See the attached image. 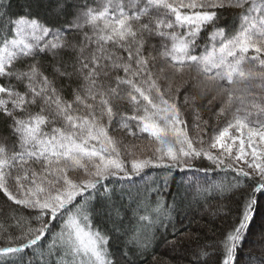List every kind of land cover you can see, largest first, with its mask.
I'll list each match as a JSON object with an SVG mask.
<instances>
[{"label":"snow or ice","instance_id":"1","mask_svg":"<svg viewBox=\"0 0 264 264\" xmlns=\"http://www.w3.org/2000/svg\"><path fill=\"white\" fill-rule=\"evenodd\" d=\"M198 104L225 119L207 141L208 121L187 131ZM0 114V264H137L226 191L231 227L188 264H264L244 251L264 208V0H0ZM121 130L153 143L137 154ZM204 161L217 176L190 178Z\"/></svg>","mask_w":264,"mask_h":264},{"label":"trees","instance_id":"2","mask_svg":"<svg viewBox=\"0 0 264 264\" xmlns=\"http://www.w3.org/2000/svg\"><path fill=\"white\" fill-rule=\"evenodd\" d=\"M25 0H19V3H24ZM39 4L40 0H35ZM49 4L44 3L43 7H36V11L42 18H47L49 21L57 19L48 12ZM15 10H19L18 7L14 6ZM225 18L220 21V26H231L234 22V13L230 10H226L224 14ZM62 23V21H59ZM202 40L206 42L207 38L204 34H201ZM43 63H48L47 60H43ZM67 80H61L58 82V86L67 85ZM74 87V85H73ZM72 87H67L65 89L64 95L71 99ZM200 108V122L203 121H214L216 122L218 118L212 115V112L203 108L202 104L197 105ZM122 110L129 112L131 110L127 103L122 105ZM189 114L193 112L189 109ZM195 114V113H194ZM187 123L192 119V116L185 115ZM221 119V117L219 118ZM203 120V121H202ZM0 124H4V129H0V142L7 141L11 143L13 137L11 130L9 128V121L2 114H0ZM113 125L116 126V122H113ZM203 127V126H202ZM209 128V127H208ZM113 135L122 138L125 143L131 145H138L139 148H133V151H136L139 154L140 150H146L147 147L153 142L151 139L146 138L147 135H143L140 138L132 137L127 135L126 131H115ZM203 167L209 169L208 172H198L195 177L190 178L195 179L198 177L208 176L209 179L217 176L216 172L211 171V166L207 161L203 162ZM155 176L156 173L154 172ZM220 176L224 181L230 182L232 173L225 172L221 173ZM133 191H135V185L133 186ZM239 192L236 193L238 197ZM235 207V199L232 198L231 194L227 191L222 195L219 193L213 192L210 196H201L199 198V203L193 201L191 206L186 205L181 212V220L183 223L178 225V228L186 230L184 236L182 237L184 245L180 246L177 244L175 248L172 245L165 243L164 237L160 236L157 242L151 247L148 252L137 259V264H188L189 254L192 250H195L199 246H203L207 243L212 242L214 239L219 240L223 237L225 231H227L232 224V217L223 215L228 208ZM9 210V205L3 202V199L0 198V213H5ZM258 215L254 217L253 224L250 228V237L248 243L245 245V254H250L254 257L264 256V236L262 237L261 233L264 231V208H257ZM185 216L187 217L185 219ZM261 237H260V236ZM172 237L169 235L168 239Z\"/></svg>","mask_w":264,"mask_h":264},{"label":"rangeland","instance_id":"3","mask_svg":"<svg viewBox=\"0 0 264 264\" xmlns=\"http://www.w3.org/2000/svg\"><path fill=\"white\" fill-rule=\"evenodd\" d=\"M185 115L192 116V119H193V120H190V121L187 123V131H188V133H189L190 136H192L193 138H195V135H196V129H195L194 125H195L196 123H199V122H200V119H199V121H197L196 118H195V114H194V113L189 114L188 112H185ZM202 121H203V120H202ZM207 121H208V127H209V128H207L206 134H204V137H203L205 141H207V139H208V135L211 134V132H212V130H213L214 128H216V129H220V128H222V127L224 126V124H225V119H224V117H221V119H218L216 122H214V121H210V120H207ZM200 124H201V126H203V122H201ZM113 127H115V126L113 125ZM0 129H1V130L4 129V124H0ZM111 134L113 135V132H112ZM235 134L239 135V133H235ZM145 135H147V134H145ZM146 138L151 139L150 137H146ZM258 234H261V236L263 237V236H264V231H262L261 233H258ZM259 236H260V235H259ZM261 236H260V237H261Z\"/></svg>","mask_w":264,"mask_h":264}]
</instances>
